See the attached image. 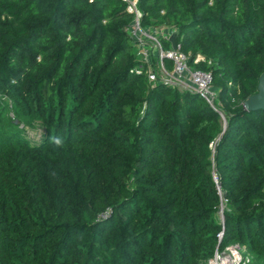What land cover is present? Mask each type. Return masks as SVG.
Listing matches in <instances>:
<instances>
[{"label": "trees", "instance_id": "1", "mask_svg": "<svg viewBox=\"0 0 264 264\" xmlns=\"http://www.w3.org/2000/svg\"><path fill=\"white\" fill-rule=\"evenodd\" d=\"M138 1L212 73L225 120L131 73L121 0H0V264H207L234 244L264 264V110L243 106L264 0Z\"/></svg>", "mask_w": 264, "mask_h": 264}, {"label": "built area", "instance_id": "2", "mask_svg": "<svg viewBox=\"0 0 264 264\" xmlns=\"http://www.w3.org/2000/svg\"><path fill=\"white\" fill-rule=\"evenodd\" d=\"M126 4V12L132 16V22L127 32L130 40L138 49V56L142 63L131 71L135 75L146 74L150 83L162 84L177 88L181 91H189L200 95L223 120L224 114L217 103L218 90L213 85L211 72L196 69L190 64V57L180 51V46L174 49L171 37L177 35V31L166 27L143 26V14L139 9L138 0H121ZM170 42V49L163 47V41ZM167 61L172 64V70L167 66ZM204 61L198 56L195 63ZM217 183V178L214 176ZM221 196V191L219 192ZM226 201V200H225ZM224 201L221 205L220 219L224 223ZM223 232L218 235L221 241ZM253 257L246 247L234 244L224 250L217 249L214 256L207 264H251Z\"/></svg>", "mask_w": 264, "mask_h": 264}, {"label": "water", "instance_id": "3", "mask_svg": "<svg viewBox=\"0 0 264 264\" xmlns=\"http://www.w3.org/2000/svg\"><path fill=\"white\" fill-rule=\"evenodd\" d=\"M176 37V34L171 37V42L174 49L177 48ZM243 106L244 109L248 112L264 110V74H262L259 78L257 94L251 96L248 100H246Z\"/></svg>", "mask_w": 264, "mask_h": 264}, {"label": "rangeland", "instance_id": "4", "mask_svg": "<svg viewBox=\"0 0 264 264\" xmlns=\"http://www.w3.org/2000/svg\"><path fill=\"white\" fill-rule=\"evenodd\" d=\"M44 129L38 124L35 123L33 128H25V138H27L30 143L36 141Z\"/></svg>", "mask_w": 264, "mask_h": 264}, {"label": "clouds", "instance_id": "5", "mask_svg": "<svg viewBox=\"0 0 264 264\" xmlns=\"http://www.w3.org/2000/svg\"><path fill=\"white\" fill-rule=\"evenodd\" d=\"M55 143H56L57 145H59V144H60V141L57 139V140L55 141Z\"/></svg>", "mask_w": 264, "mask_h": 264}]
</instances>
